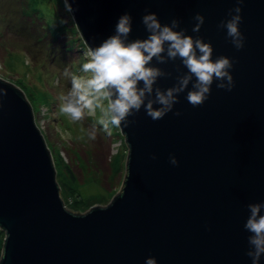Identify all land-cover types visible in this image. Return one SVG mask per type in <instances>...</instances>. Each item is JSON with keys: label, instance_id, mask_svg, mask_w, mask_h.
Returning <instances> with one entry per match:
<instances>
[{"label": "water", "instance_id": "water-1", "mask_svg": "<svg viewBox=\"0 0 264 264\" xmlns=\"http://www.w3.org/2000/svg\"><path fill=\"white\" fill-rule=\"evenodd\" d=\"M236 6V0H76L72 16L88 50L114 34L124 13L133 17L129 40L146 38L141 17L155 12L162 24L177 18L186 34L211 42L213 59L230 57L235 81L232 91L214 81L195 108L181 93L161 120L143 109L129 117L133 123L120 127L128 146L122 189L86 213L65 206L31 103L0 78L7 90L0 96V264H145L149 256L158 264H251L247 205L264 202V0L240 5V50L218 27ZM197 12L205 23L193 33ZM157 66L169 74L157 81L161 89L187 71L179 60Z\"/></svg>", "mask_w": 264, "mask_h": 264}, {"label": "clouds", "instance_id": "clouds-1", "mask_svg": "<svg viewBox=\"0 0 264 264\" xmlns=\"http://www.w3.org/2000/svg\"><path fill=\"white\" fill-rule=\"evenodd\" d=\"M243 2L236 0L237 6L229 9L230 18L221 20L218 25L226 31V37L237 50L245 46V36L240 30V5ZM74 3L76 0H64V8L69 15L78 10L73 7ZM192 21V32L199 33L205 16L197 12ZM141 23L148 33L147 37L129 40L133 17L124 13L115 25L114 34L86 52L87 61L81 69L85 75L71 74V89L59 96L60 115L79 122L86 114L99 109L98 123L110 135L112 128H120L122 124L127 127L133 123L128 118L141 109L153 121L163 119L179 102L181 93L186 92L187 102L195 108L208 99L214 81L218 89L232 91L235 87L230 71L232 59L223 55L213 59L211 42L186 34L187 28H180L179 19L173 18L170 24H162L157 13L145 12ZM176 60L187 69L186 74L179 75L174 86L166 89L156 86L160 78L169 75L157 65ZM65 75L70 74L66 72ZM190 82L191 89L188 90ZM4 95H7V90L0 88V96ZM175 115H181L180 111L177 110ZM89 138H96L94 129L89 132ZM152 158L156 159V156ZM169 162L173 166L179 164L175 155H170ZM247 209L249 215L243 225L249 233L246 255L251 264H261L264 257V214H261L264 202L249 203ZM145 264L158 262L155 257L149 256Z\"/></svg>", "mask_w": 264, "mask_h": 264}, {"label": "rangeland", "instance_id": "rangeland-1", "mask_svg": "<svg viewBox=\"0 0 264 264\" xmlns=\"http://www.w3.org/2000/svg\"><path fill=\"white\" fill-rule=\"evenodd\" d=\"M87 51L64 0H0V78L18 86L31 103L53 158L61 197L74 213L106 206L121 191L127 173L125 137L120 128H112L110 135L103 130L99 109L79 122L58 111L59 96L71 89V74L85 75L81 69ZM93 129L111 147L108 162L113 174L108 189L88 164L98 147L96 138H89ZM68 164L74 165L83 182L72 178ZM4 238L0 237V258Z\"/></svg>", "mask_w": 264, "mask_h": 264}, {"label": "trees", "instance_id": "trees-1", "mask_svg": "<svg viewBox=\"0 0 264 264\" xmlns=\"http://www.w3.org/2000/svg\"><path fill=\"white\" fill-rule=\"evenodd\" d=\"M33 14H35V12H33ZM57 37H60V36H57ZM57 37L54 40H56ZM69 50H72V49L70 48ZM96 140L98 142V147L95 149L96 152L94 153L95 161L92 157V160H88V162H89L88 164L92 170H94L95 172H99L102 186L105 187L106 189H108L110 187L111 176L113 174L112 165H111V163L108 162V157H109V154L111 152V150H110L111 147L108 144L109 142L105 145V138L100 133L96 134ZM67 167H68L69 173L71 174L72 178H74L78 182H83V181H81L80 177L75 172L74 165L68 164ZM77 196H78V194H77ZM3 235H5L4 231L0 230V237Z\"/></svg>", "mask_w": 264, "mask_h": 264}]
</instances>
